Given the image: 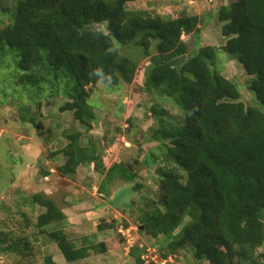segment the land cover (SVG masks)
<instances>
[{"label": "trees", "instance_id": "trees-1", "mask_svg": "<svg viewBox=\"0 0 264 264\" xmlns=\"http://www.w3.org/2000/svg\"><path fill=\"white\" fill-rule=\"evenodd\" d=\"M139 1L0 0V13L8 19L0 27V64L12 59L23 88L42 83L59 87L67 80L68 102L61 112H72L88 132L96 122L88 87L102 82L131 84L138 64L116 45L134 43L151 57L145 90L173 99L182 113L174 122L165 109H150L157 127L147 141L165 145V162L182 171L185 180L157 162L164 207L148 206L144 231L169 240L165 259L188 248L194 264H261L264 113L240 101L238 87L217 70L216 62L221 52L237 61L252 78L248 89L264 106V0H237L219 7L216 18L227 42L222 47L202 46L187 58L182 37L201 39V17L171 18L148 9H127ZM67 139L68 145L59 151L67 158L58 169L62 177H73L80 167L93 168L104 176L101 193L117 181L137 178L130 162L107 168L103 154L83 132ZM25 201L45 210L37 218L35 235L55 242L67 263L88 258L89 249L76 247L63 230L47 231L67 218L55 202L41 194ZM0 239V249L7 246L3 253L22 264H38L41 254L43 264H56L51 254L36 250L28 236L1 231ZM135 264L145 262L139 257Z\"/></svg>", "mask_w": 264, "mask_h": 264}, {"label": "rangeland", "instance_id": "rangeland-1", "mask_svg": "<svg viewBox=\"0 0 264 264\" xmlns=\"http://www.w3.org/2000/svg\"><path fill=\"white\" fill-rule=\"evenodd\" d=\"M235 1L142 0L129 3L127 9H148L153 14L171 18L200 16L201 39L182 37L188 47L183 57L187 58L188 55L194 56L202 46L225 45L227 39L222 36L216 13L219 7ZM7 20L0 13V27L6 25ZM133 44L116 45L121 54L133 58L138 64L131 84L113 86L102 82L88 87L90 104L96 114V122L88 132L74 120L72 112H61L68 102L64 86L67 80L59 87L54 83H42L36 87L23 88L18 85V74L12 59L7 57L0 64V232L28 236L31 245L40 253L43 250L44 255L51 254L56 264H135L139 257L145 264H194L193 253L188 248L168 259L163 258L169 240L165 236L153 238L144 231L142 224L148 206L152 209L164 207L160 204L157 162L174 170L185 180L182 171L174 164L165 162V145L147 141L157 127L156 118L150 109L153 106L165 109L174 122L181 120L182 113L174 105L173 99L161 96L156 90H145L151 57H146ZM156 46L157 43L153 55ZM216 68L238 87L240 101L246 107L264 113V106L248 89L252 78L237 61L221 52ZM78 131L86 134L97 145L107 168L124 160L134 166L137 178L133 182L117 181L108 185L105 193H101L104 176L93 168L80 167L73 177H62L58 169L66 163L67 158L59 151L68 145L67 137ZM36 194L44 195L62 210L66 209L65 198L74 203V197L79 196L82 202L78 207L96 212L79 232L70 226L71 223L68 224L67 218L47 230H63L76 247L89 249L87 259L67 263L55 242L47 236L35 235L37 218L42 213L40 211L45 210L25 200ZM59 200L63 205L59 204ZM67 213L68 216L75 215L74 211ZM78 222L81 225L84 223L81 220ZM112 222L113 228L100 230ZM9 242L13 243L12 238ZM5 247L0 249V264H22L12 255L3 253ZM260 254H264V247L260 249ZM41 256L43 254L39 255L38 264H43ZM261 264H264V260Z\"/></svg>", "mask_w": 264, "mask_h": 264}, {"label": "crops", "instance_id": "crops-1", "mask_svg": "<svg viewBox=\"0 0 264 264\" xmlns=\"http://www.w3.org/2000/svg\"><path fill=\"white\" fill-rule=\"evenodd\" d=\"M48 179V177L46 178ZM47 194L51 195L50 193H48L46 191ZM76 202L74 203H70L67 201V198H65L66 200V203H65V208L63 210L64 214L66 215L67 219H68V224H70V226L76 230V232H79V230H81L82 226L86 223L87 220H90L94 214H96V212L92 211V210H88V211H84V209H82L81 207H78V205L80 204V202L82 201H79V196L78 197H74ZM61 203V205H63L62 201L59 200V204ZM101 206H103L101 203H100ZM73 206V208H72ZM107 207V206H106ZM105 210V207L102 209V211ZM69 211H74L75 212V215L74 216H68V213ZM44 213V211H40V213ZM41 213V214H42ZM88 216V217H86ZM78 220H81V221H84V223L81 225V223L78 222Z\"/></svg>", "mask_w": 264, "mask_h": 264}]
</instances>
